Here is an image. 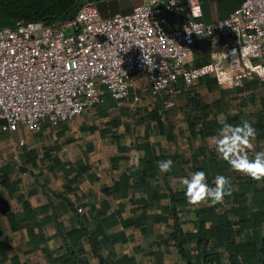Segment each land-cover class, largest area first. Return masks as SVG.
<instances>
[{
    "label": "crops",
    "instance_id": "obj_1",
    "mask_svg": "<svg viewBox=\"0 0 264 264\" xmlns=\"http://www.w3.org/2000/svg\"><path fill=\"white\" fill-rule=\"evenodd\" d=\"M90 1L100 16L110 15L102 0ZM240 1L200 0L199 19L207 23L222 19ZM138 2L110 4L111 14L128 12ZM117 6L130 7L115 11ZM138 81L142 87V79ZM195 85L207 89L197 82L187 87L170 111L161 110L158 98L116 101L103 94L66 122H45L39 132L19 127L1 134L0 264H184L176 243L192 264H212L202 261L198 229L213 227L220 211L248 216L249 210H257L260 194L255 190L264 187V179L232 177L239 172L216 149L221 128L207 129L203 123L218 121L225 92L219 93V108L215 102L191 110ZM252 89L257 88L250 83L236 92L249 97ZM263 102L254 114L238 110L226 116L229 124L247 120L257 130L250 157L264 144V136L258 137L264 132ZM139 106L144 107L142 113L135 110ZM258 118H263L261 128L256 126ZM137 157L139 168L133 163ZM168 158L174 161L172 170L161 173L157 162ZM198 169L206 172L210 186L217 174L230 179L232 192L223 203L187 202L181 181ZM257 235H264V221ZM215 251L220 263L227 264L223 245Z\"/></svg>",
    "mask_w": 264,
    "mask_h": 264
},
{
    "label": "built area",
    "instance_id": "obj_2",
    "mask_svg": "<svg viewBox=\"0 0 264 264\" xmlns=\"http://www.w3.org/2000/svg\"><path fill=\"white\" fill-rule=\"evenodd\" d=\"M200 3L139 0L102 17L85 0L63 21L0 27V135L66 122L103 94L132 102L147 95L168 109L204 76L223 91L264 84L257 71L264 68V0H241L208 23L192 15ZM249 44L259 54L239 55Z\"/></svg>",
    "mask_w": 264,
    "mask_h": 264
},
{
    "label": "trees",
    "instance_id": "obj_3",
    "mask_svg": "<svg viewBox=\"0 0 264 264\" xmlns=\"http://www.w3.org/2000/svg\"><path fill=\"white\" fill-rule=\"evenodd\" d=\"M79 1L80 0H0V27L14 26L18 20L24 22L41 21L44 23L63 21L73 16L80 4ZM196 82L205 85L209 90L216 86L213 79L209 77H201L194 83ZM253 86L260 89L264 87V84L261 83L256 85V83H253ZM223 92L225 91L218 89V93ZM261 99H264V96ZM215 102L217 103L218 100ZM189 104L191 110L202 108L201 102L195 98H191ZM219 104L220 103L216 104L218 108ZM218 108L216 107V109ZM161 110L165 109L162 108ZM156 114L157 113L153 112L154 116ZM236 118V116L231 117L232 120H236ZM262 120L263 118H258L256 125L258 128H261ZM156 122L160 128L158 118H156ZM187 123L189 127L192 125L190 121ZM203 123H205L207 129L222 127L216 120ZM208 133H210V131H208ZM263 136L264 132L258 134V137ZM245 178V176H241L239 181L241 179L243 181ZM255 192L260 194V205L257 210H249L250 213L248 216H245L244 212L237 214V211H235L232 214H227L225 211H220L216 216L217 221L213 227L205 230L198 229L200 233L195 234V236L198 241H203L202 246L204 249L201 252L203 263L221 264L219 254L215 251V247L222 244L228 255L227 264H264V235H257L262 221H264V187L260 188L258 191L255 190ZM244 206L245 205H243V207ZM219 210H221L220 206ZM233 226H236V229H234ZM256 229L258 230L257 233L255 231ZM172 236L175 242L179 241L178 235L174 234ZM176 244L177 250L184 260V264L194 263L192 258L187 255L186 251L181 248V244Z\"/></svg>",
    "mask_w": 264,
    "mask_h": 264
},
{
    "label": "clouds",
    "instance_id": "obj_4",
    "mask_svg": "<svg viewBox=\"0 0 264 264\" xmlns=\"http://www.w3.org/2000/svg\"><path fill=\"white\" fill-rule=\"evenodd\" d=\"M176 0H171L175 3ZM192 15L199 18L203 15L202 9L197 8L192 11ZM258 44H249L240 48L239 55L245 58L257 56ZM235 55V49H233ZM146 63V62H145ZM148 70L151 71L155 64L146 63ZM258 75L264 78V68L257 69ZM218 123L222 125L219 137L216 139V149L221 157L230 165V167L239 173L249 176L251 179L259 181L264 179V151L255 152L254 156H249V151L254 148L253 141L256 139L257 130L253 124L247 120L240 124L227 123V117L221 116ZM33 128H38L33 124ZM135 167L139 168V157L134 162ZM174 161L171 158L157 162V167L161 173H168L172 170ZM181 183L185 186L184 193L187 202L198 206L202 202H209L210 205L223 203L224 197L231 194L230 179L222 174H217L214 178V186L207 182V174L204 170L198 169L188 177L182 178Z\"/></svg>",
    "mask_w": 264,
    "mask_h": 264
},
{
    "label": "rangeland",
    "instance_id": "obj_5",
    "mask_svg": "<svg viewBox=\"0 0 264 264\" xmlns=\"http://www.w3.org/2000/svg\"><path fill=\"white\" fill-rule=\"evenodd\" d=\"M83 1H85V0H80L79 2L81 3ZM122 1H125V0H122ZM100 2H103V4L105 5L106 14H111L110 4H116L117 5L121 2V0H102ZM98 3H97V7H98ZM99 5H100V3H99ZM228 6H230V4H228ZM129 7L119 8L117 6V8L114 10L115 11H119V10L120 11H126L129 9ZM18 21H21V20H18ZM203 78H207V77H203ZM139 82L140 81H138V83ZM195 86H196V88H198V90H197V92H195L196 94H194V97H192V98L198 99L201 103H205V104H208L209 106H211V104L214 103L216 100H221V97H219V93L217 92L218 90L216 89L217 88L216 86H214L213 89L211 88L210 90L209 89L207 90L204 87H198L197 85H195ZM236 91L237 90L225 91V93H224V95H225L224 100L225 101H223V99L221 100L223 107L220 108L221 113H218V115H217L218 117H221L222 115L223 116H231L232 114L236 113L238 110L243 111V114H245L246 110H248V111L253 110L252 112L254 114L256 112V109H258L259 103L264 100V99H261L264 96V87H262L260 89H252V91L249 93V94H251L249 97L248 96L243 97L242 94L239 95L238 92H236ZM186 97L187 96H185L184 98H186ZM148 98L149 97L147 95H145V96H142L140 100H147ZM184 98H182V100ZM241 100H243V102L246 103V106H244V107L242 106ZM139 104H141V103H139ZM175 105H176V100H175L173 106H175ZM263 106H264V104H263ZM143 108L144 107L139 106V107H135V110H140V113H142ZM171 108L170 109L168 108L167 110L170 111V110H172ZM163 113L165 115L167 114L166 111H163L162 114ZM259 148L260 149L256 150L255 152L264 151V144L263 143H262V145L260 144ZM255 152H254V154H255ZM232 174H233L232 177H234L235 179H239V178H241V176L244 175L242 173H239L238 175H235V176H234V173H232ZM232 183H234V181H231V184ZM233 228L236 229V226H233Z\"/></svg>",
    "mask_w": 264,
    "mask_h": 264
}]
</instances>
